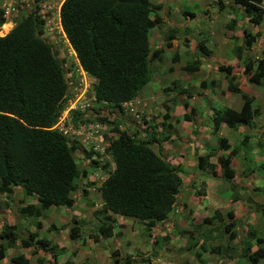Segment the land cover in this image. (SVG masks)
<instances>
[{
  "label": "rangeland",
  "instance_id": "1",
  "mask_svg": "<svg viewBox=\"0 0 264 264\" xmlns=\"http://www.w3.org/2000/svg\"><path fill=\"white\" fill-rule=\"evenodd\" d=\"M62 1L15 0L14 15L3 18L0 37L7 34L18 19L30 12H35L43 20L42 38L52 47L67 82L68 95L63 107H71L68 112L70 136L75 140L67 139V142L75 147L72 155L78 165L86 168L90 160H94L96 164L94 168H88L86 177L79 181L77 191L72 194L75 200L73 208L42 205L43 217L39 220L41 228L37 231V237L54 242L58 248H62V252L53 251L54 257L50 253L36 250V247L23 249L17 245L19 239L35 231V219L29 221L28 218L18 215L15 208L26 205L28 201L27 197L21 195L19 199V191L16 190L14 196L0 195V231L4 226L15 225L17 235V246L13 249H4L0 244V264H11L10 258L19 254L27 260V264H123L125 256L129 257L127 263L140 264L146 259V255L148 264H250L241 256L247 236H252L248 241L250 252L256 246L264 249V215L255 207L264 206V113L259 112L264 108V100L262 102L259 98L255 101L254 97L250 99L255 121L252 119L248 126L244 127H248L245 130L246 136L250 134L254 140L252 146L246 143L247 153L241 160L238 153L230 162V167L235 172L233 182L236 183V187L230 189L226 182L221 184L216 180L218 177L211 175L210 169L219 176L221 170L215 161L227 152L218 149V139L223 138L218 134L219 129L213 134L212 123L208 124V120L211 121V109L224 107L222 100L229 92L222 77L218 85L211 87L209 82L215 81L212 79L215 61L226 62L230 56L234 59L232 49L235 43L241 44L242 30L252 35L258 34L250 50L244 54L245 58H250L254 63L264 59V17L260 26H251L232 0H150L151 4L159 6L156 11L159 22L148 31L149 48L150 51L161 48L164 52L159 60L149 62L148 85L129 101V105L122 103L118 109L93 99L92 87L95 80L80 72L74 54L59 27L57 15ZM3 2L8 1L0 0V6ZM262 6L264 8V0ZM184 10L193 14V18H184ZM1 14L0 10V16ZM234 19V29H226L225 25ZM167 36L172 37L169 49L165 48ZM232 37L237 41L233 42ZM197 43H201L205 51H201ZM197 60V72L187 73L183 70L186 63ZM173 82L177 84L176 87L186 88L190 97L162 91L163 88H171ZM202 82L204 87H200ZM235 85L240 83L235 82ZM241 89L251 92L259 90L264 96V81L253 85L245 78ZM230 96L239 100V97L232 93ZM184 102L193 107L188 115L190 122L183 121ZM98 117L105 118V121H99ZM96 121L103 123L97 130L99 138L90 137ZM79 127L82 129L79 130ZM195 128H198V131ZM201 129L204 133H200ZM235 129L228 140L224 138L228 143L234 144V147L240 144L244 135V132H241L238 137V129ZM118 132L126 134L137 143L145 142L150 132L154 134L156 142L148 147L159 158L166 162L168 160L167 163L178 172L182 184L177 203L182 207L178 206L172 214L170 227L164 225L152 228L154 236H149L142 224L133 219L113 216V232L120 233L119 237L113 235L95 243L89 236L95 234L92 227L97 225V216L93 215V212L101 207L98 189L107 172L112 170L106 147L111 140L117 138ZM227 133L230 134L228 131ZM94 145L98 146L96 155L86 157L84 165L81 164L85 153L90 152ZM206 154L212 155L209 161L214 167H207L205 171L194 169L197 157ZM105 162L110 165L101 170ZM242 164L250 169L240 172ZM190 165L193 171L188 169ZM86 182L91 184L87 185ZM83 189L87 190L84 196L81 195ZM191 195L196 199L190 198ZM204 195L206 198L203 200ZM235 196L238 200L233 202L232 198ZM32 202L34 203L33 200ZM211 205L221 214L222 221L215 223L219 232L210 231V235L205 239L203 249L208 253L197 259L194 252H200L202 248L195 247L197 245L193 247V242L188 240L184 231L192 229L203 218L210 217L215 211L208 209ZM217 205L219 208H216ZM227 212H231L233 218H236L233 228L236 238L231 242L226 240L222 232V223L228 220L225 217ZM71 218L81 226L79 240L68 239L64 230L55 232L51 228L48 229V226L53 224L55 227L61 224L68 227ZM166 236L169 240L164 242L162 238ZM257 238L262 240L259 245L255 240ZM154 240H157V245L153 244ZM188 246L193 249L187 250ZM211 248L220 249L219 253H210ZM114 251L117 253V262L110 256ZM257 264H264V258Z\"/></svg>",
  "mask_w": 264,
  "mask_h": 264
},
{
  "label": "trees",
  "instance_id": "2",
  "mask_svg": "<svg viewBox=\"0 0 264 264\" xmlns=\"http://www.w3.org/2000/svg\"><path fill=\"white\" fill-rule=\"evenodd\" d=\"M232 2L240 8L242 16L251 25L260 24L264 17L263 0ZM158 9L159 6L151 4L150 0L62 1L58 10L61 33L80 69L95 80L92 91L96 101L120 109L122 103L135 98L148 85L149 62L159 60L164 52L161 48L150 51L148 44V31L159 22L156 15ZM182 15L186 19L193 18V14L185 10ZM235 22V19L230 20L225 28L233 30ZM3 23L0 16V25ZM42 25L43 20L35 12H30L18 19L12 29L0 37V195L11 196L14 188H19L24 197L34 201L15 208L20 217L28 218L29 221L35 219V231L19 239L17 245L23 249L36 247V250L50 253L54 257L53 251L62 252V248H58L54 242L37 237V231L41 228L39 220L43 217L42 205L73 208L75 200L72 194L77 191L79 181L86 177L88 168H94L96 162L88 161L86 168L78 165L72 155L75 150L73 144H68L53 129L67 99V82L52 47L42 38ZM241 34V44L235 43L232 49L238 61H242L243 51L249 50L258 36L245 30ZM232 39L233 42L237 41L235 37ZM171 40L172 37L167 36L165 48L171 47ZM197 44L201 51H205L201 43ZM198 69V60L186 63L183 68L187 73L197 72ZM217 72L222 74L227 91L240 96L241 106L238 111L230 108L211 109L212 133L215 134L221 124L231 129L248 126L255 113L251 110L250 99L235 85L231 67L218 66ZM242 74L253 85L264 81V59L253 63L250 58H244ZM173 83L171 88L166 87L162 91L190 97L186 88L176 87L177 84ZM215 84L218 85V82H209L211 87ZM204 86L202 82L200 87ZM183 107L186 110V102ZM188 115L189 111L183 114V121L190 122ZM98 120L104 122L105 118L98 117ZM247 140L248 136L243 135L240 144L230 148L224 138L218 139V149L227 154L216 158L215 162L221 170L219 176L212 169L210 171L213 177L226 182L230 189L236 187L233 182L235 172L230 162L240 152L246 155ZM155 142L152 132L143 143H137L126 134L118 132L117 138L107 145L106 153L110 156L112 170L107 172L98 189L101 207L93 212L97 216V225L92 227L95 234L89 236L93 242L113 235L119 237L120 233L113 232V216L141 223L149 236L156 225L170 227L172 214L178 206L182 207L177 203L182 180L171 165L148 147ZM93 154L96 155V152H86L80 163L83 164L86 157L90 158ZM211 157L208 154L198 156L195 168L205 171L207 167H214L209 161ZM239 157L241 160L242 156ZM108 165L105 162L101 170ZM86 194V189L81 190V195ZM232 200L236 202L237 196ZM255 207L264 215V206ZM225 217L228 220L222 223V232L226 240L231 242L236 238L233 231L236 218H233L231 212H227ZM221 221V214L215 210L210 217L203 218L192 229L184 231L188 240L193 242V247L197 245L195 247L202 248L201 253L198 250L194 252V257L199 259L202 254L208 253L203 249L205 239L210 231L219 232L215 223ZM64 225L55 227L53 224L48 229L55 232L64 230L70 240L80 239L81 226L76 220L71 218L69 226ZM15 229V225H8L0 231V244L4 249L17 246ZM251 237L250 234L247 236L241 256L250 264H257L264 258V249L256 246L250 252L248 241ZM162 240L167 242L169 239L166 236ZM255 240L257 245L262 243L261 238ZM153 244L157 245V240ZM193 247L188 246L187 250ZM219 250L211 248L209 252L218 254ZM116 255L114 251L110 256L115 259ZM147 257L141 261L142 264H148ZM10 260L13 264L28 263L21 254ZM128 260L129 257L125 256L123 264H129ZM114 261L117 262L116 259Z\"/></svg>",
  "mask_w": 264,
  "mask_h": 264
},
{
  "label": "crops",
  "instance_id": "3",
  "mask_svg": "<svg viewBox=\"0 0 264 264\" xmlns=\"http://www.w3.org/2000/svg\"><path fill=\"white\" fill-rule=\"evenodd\" d=\"M243 17V16H242ZM244 18V17H243ZM245 19V18H244ZM246 20V19H245ZM247 21V20H246ZM262 22V21H261ZM261 22H260V24L259 25H256V26H260L261 25ZM247 23L248 24H250L248 21H247ZM251 25V24H250ZM251 26H253V25H251ZM256 26H254V27H256ZM231 31V30H230ZM246 31V30H245ZM247 32V31H246ZM249 33V32H248ZM232 38H234V37H232ZM232 40V39H231ZM233 41V40H232ZM238 45V44H237ZM251 48V47H250ZM250 50V49H249ZM249 50H246V51H243V53H242V61H243V59L245 58V56H244V54L247 52V51H249ZM200 60V59H199ZM242 61H238V60H236L235 58L233 59V57L232 56H230V58H229V60H227L226 62H220V61H215L214 62V66L212 67V69H213V77H212V79L213 80H215V81H217V82H221V77L223 78V76H221L222 74L221 73H219V72H217V67L218 66H229V67H231V71H232V74L235 76V82H237V83H240V85H237V88L240 90V92L242 93V94H244L246 97H248L249 99H251L252 97H254L255 99V101L256 100H258L259 98L262 100V102H263V100H264V96L261 94V91H259V90H257V91H254V92H251V91H247V90H242L241 89V83H243L244 81H245V78H246V80H247V76H245V75H243L242 74ZM253 63H254V61L253 60H251ZM216 70V71H215ZM209 71H211V70H209ZM224 80V79H223ZM248 82V81H247ZM256 89V88H255ZM233 95H236V96H238L239 97V100L237 101V100H234V99H232V98H230L231 96H230V93H228L227 94V96L226 97H224L223 98V100H222V102H223V104H224V107H222V108H230V109H233V110H235V111H238L239 109H240V106H241V98H240V96L238 95V94H233ZM214 99H216V98H214ZM184 108V107H183ZM222 108H220V109H222ZM185 110V109H184ZM192 110H193V107L189 104V103H187V108H186V110H185V112H188L189 111V113L190 112H192ZM259 112H261V113H264V108H261L260 110H259ZM253 122L255 121L254 119L252 120ZM256 121H258V120H256ZM211 123V121L209 122V120H208V124H210ZM180 125V124H179ZM181 127V126H180ZM200 127V126H199ZM240 128V129H239ZM248 127H244V126H238L236 129H238V132H237V136L239 137V135L241 134V132H244V135H246L245 134V130L247 129ZM235 129V130H236ZM195 130L196 131H198V128H195ZM202 131H204V130H200V133H204V132H202ZM226 131V132H225ZM227 131L230 133V134H228L227 133ZM234 131V129H231V128H228L227 126H225L224 124H221L220 126H219V132H218V134H219V136H221V137H223V138H225V139H227V138H229V136H231V133ZM236 132V131H235ZM198 134V133H197ZM243 136V135H242ZM247 136H248V144H251V146H252V141L254 140L253 138H251L250 137V134H247ZM170 137V136H169ZM172 137H170V139H171ZM228 140V139H227ZM238 142V141H237ZM227 145L228 146H230V148L234 145V144H231V143H228L227 142ZM195 147H196V145H194ZM241 156H243V153H239ZM240 158V157H239ZM167 162H168V160H167ZM191 163V162H190ZM192 164V163H191ZM191 166L192 165H190L189 167H188V169L189 170H192L191 169ZM245 168V169H244ZM249 168V167H248ZM194 169H195V167H194ZM250 169V168H249ZM249 169H247L246 168V166L245 165H243L242 164V168H241V171L240 172H246L247 170H249ZM193 171V170H192ZM197 174V173H196ZM244 176H246V175H244ZM215 179V178H214ZM217 181H219V182H221V184H223V181L222 180H220L219 178H217L216 179ZM218 186V185H217ZM19 191V199H20V195L22 196V197H24L23 195H22V192H21V190L19 189V188H14V191H13V193H12V195L11 196H14V195H16V192L15 191ZM206 190V189H205ZM204 193H205V191H204ZM195 198L193 195H191L190 196V198ZM25 198V197H24ZM206 198V195H204V197L202 198L203 200ZM27 199H28V201H26V203L27 204H30V203H33L32 202V199L31 198H29V197H27ZM196 199V198H195ZM198 206V205H197ZM216 208H219V206L217 205V207ZM208 209H210V210H215V207L214 206H208ZM155 227H157V228H160V227H163V226H159V225H156V226H154V228ZM151 234H150V236H154L155 235V233L153 232V230H151V232H150ZM8 249H10V248H8ZM182 255H185V253H182ZM16 256V255H15ZM13 257V256H12ZM12 264V263H11Z\"/></svg>",
  "mask_w": 264,
  "mask_h": 264
},
{
  "label": "built area",
  "instance_id": "4",
  "mask_svg": "<svg viewBox=\"0 0 264 264\" xmlns=\"http://www.w3.org/2000/svg\"><path fill=\"white\" fill-rule=\"evenodd\" d=\"M8 2H3L2 5L0 6V10L2 11L1 17L2 18H7L8 15L13 16L14 12H15V8H14V3L15 0H7ZM62 3V2H61ZM78 66V65H77ZM80 72L84 75L85 73L82 72L80 70ZM86 75V74H85ZM94 99V97H93ZM128 105L130 104L129 102H127ZM127 103H123L124 105ZM71 107H62V110L59 113V116L57 117V120L53 126V129H56L66 140L69 139L70 141H75L72 140L73 138L70 136V129L71 126L69 125V118H68V112L70 111ZM103 123L96 121L94 122V125L92 126V132L90 133V137L93 136L94 138H99L100 134L98 133V129L101 127ZM82 128L79 127V130H81ZM81 141V140H80ZM87 145V144H85ZM98 146L94 145L93 147H91V151L90 152H97ZM95 154L92 155V157Z\"/></svg>",
  "mask_w": 264,
  "mask_h": 264
},
{
  "label": "clouds",
  "instance_id": "5",
  "mask_svg": "<svg viewBox=\"0 0 264 264\" xmlns=\"http://www.w3.org/2000/svg\"><path fill=\"white\" fill-rule=\"evenodd\" d=\"M57 18H58V15H57ZM74 54V53H73ZM76 60V59H75ZM76 64L78 65V63H77V61H76ZM79 69H80V67H79V65L77 66ZM81 70V69H80ZM82 71V70H81ZM83 72V71H82ZM87 75V74H86ZM89 76V75H88ZM131 101V100H130ZM125 103H127V102H125ZM175 110V109H174ZM185 113V112H184ZM183 113V114H184Z\"/></svg>",
  "mask_w": 264,
  "mask_h": 264
},
{
  "label": "water",
  "instance_id": "6",
  "mask_svg": "<svg viewBox=\"0 0 264 264\" xmlns=\"http://www.w3.org/2000/svg\"><path fill=\"white\" fill-rule=\"evenodd\" d=\"M2 37V36H1Z\"/></svg>",
  "mask_w": 264,
  "mask_h": 264
}]
</instances>
